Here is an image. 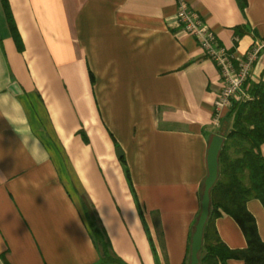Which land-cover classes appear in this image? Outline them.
<instances>
[{
	"label": "crops",
	"instance_id": "1",
	"mask_svg": "<svg viewBox=\"0 0 264 264\" xmlns=\"http://www.w3.org/2000/svg\"><path fill=\"white\" fill-rule=\"evenodd\" d=\"M183 1L236 60L264 39V0ZM175 13L176 0H0V264H98L84 205L124 264L184 262L220 82ZM250 83L264 85V49ZM246 209L264 244V206ZM213 224L245 247L230 217Z\"/></svg>",
	"mask_w": 264,
	"mask_h": 264
},
{
	"label": "trees",
	"instance_id": "2",
	"mask_svg": "<svg viewBox=\"0 0 264 264\" xmlns=\"http://www.w3.org/2000/svg\"><path fill=\"white\" fill-rule=\"evenodd\" d=\"M236 1L241 7L244 5V0ZM246 92L249 100L233 102L220 120L218 134L223 144L218 156V177L210 190L209 216L203 230L198 264H227L229 260L264 264V244L257 234L253 217L246 209V203L252 199L264 206V158L259 152L264 144V85L247 84ZM118 158L124 166L120 153ZM125 175L130 186L126 170ZM201 191L202 186L199 197ZM83 211L92 242L100 256L98 264H124L112 253L101 227L95 222L96 218L88 215L85 205ZM222 214L239 227L245 240L243 249L230 250L218 237L213 222ZM189 246L190 237L182 264H188Z\"/></svg>",
	"mask_w": 264,
	"mask_h": 264
},
{
	"label": "built area",
	"instance_id": "3",
	"mask_svg": "<svg viewBox=\"0 0 264 264\" xmlns=\"http://www.w3.org/2000/svg\"><path fill=\"white\" fill-rule=\"evenodd\" d=\"M176 21L182 30L197 42L203 56L209 59L218 72L220 91L213 102L212 123L218 127L223 113L233 102L249 100L245 85L252 67L264 49V39L251 41L244 57L234 59L215 40L214 34L183 0H176Z\"/></svg>",
	"mask_w": 264,
	"mask_h": 264
},
{
	"label": "water",
	"instance_id": "4",
	"mask_svg": "<svg viewBox=\"0 0 264 264\" xmlns=\"http://www.w3.org/2000/svg\"><path fill=\"white\" fill-rule=\"evenodd\" d=\"M223 144V139L215 135L211 138L206 152V177L202 183L200 207L190 236L188 264H198V254L202 245L204 226L209 216L210 190L218 177V156Z\"/></svg>",
	"mask_w": 264,
	"mask_h": 264
},
{
	"label": "clouds",
	"instance_id": "5",
	"mask_svg": "<svg viewBox=\"0 0 264 264\" xmlns=\"http://www.w3.org/2000/svg\"><path fill=\"white\" fill-rule=\"evenodd\" d=\"M34 139V138H32ZM32 139L28 138V137H25L23 138V143L25 145H28L30 148H31V155L33 156V158H37L41 155V153H43V158H47V153L46 152H43L42 148H36L34 145H33V142H32ZM31 141V144L29 143ZM6 177H0V181H4L6 182Z\"/></svg>",
	"mask_w": 264,
	"mask_h": 264
}]
</instances>
